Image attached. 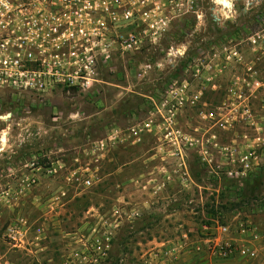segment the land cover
<instances>
[{
    "label": "rangeland",
    "instance_id": "374dc122",
    "mask_svg": "<svg viewBox=\"0 0 264 264\" xmlns=\"http://www.w3.org/2000/svg\"><path fill=\"white\" fill-rule=\"evenodd\" d=\"M151 1L170 17L166 32L99 66L89 91L56 90L43 98L0 93V264H160L169 247L176 248L171 264H264V172L240 182L212 178L191 145L197 127L204 150L211 148L203 136L208 121L197 115L220 107L224 90L194 110L174 107L167 137L162 117L170 108L161 106L166 98L174 103L177 96L167 94L190 81L193 66L226 47L223 38L245 34V60L257 70L250 72L249 102L254 113L259 109L264 73L246 38L264 32V0H245V9L234 0ZM170 49L175 56L168 58ZM131 129L137 134L130 139ZM212 155L220 167L223 156ZM134 160L138 165H127ZM88 166L93 185L83 189ZM140 172L150 176L139 179ZM162 208H179L184 223ZM203 225L228 227L223 238H242L255 256L213 254L201 241ZM103 234L97 254L91 247Z\"/></svg>",
    "mask_w": 264,
    "mask_h": 264
},
{
    "label": "built area",
    "instance_id": "2783aa9c",
    "mask_svg": "<svg viewBox=\"0 0 264 264\" xmlns=\"http://www.w3.org/2000/svg\"><path fill=\"white\" fill-rule=\"evenodd\" d=\"M234 1H243L245 9V0ZM229 5L232 7L233 3ZM153 9H159L158 16H152ZM169 23L167 13L158 6L153 7L151 0H0V93L43 98L56 90L89 91L97 83L99 66L109 67L118 52L122 55L138 52L144 41L155 43ZM246 40L250 42L247 46L255 51L253 59L258 71L264 73V32L249 34ZM228 48H216L218 51H214L208 61L193 66V82L175 84V92L167 95L175 94L176 100L172 104L169 98L162 102V107L170 108L162 119L167 126L164 136L167 137L170 124L175 121L174 107L180 113L194 110L208 95L215 96L223 89L221 106L197 115L208 121L203 136L207 137L205 141L211 148L204 150V137L200 138L197 127L193 129L194 144L191 145L208 166L212 178L240 182L264 172V82L260 87L259 109L254 113L247 85L250 72L257 71L256 66L249 67L238 50ZM173 51L170 49L166 56H175ZM176 54L183 55L178 50ZM218 73H223L220 78L229 73L227 81L222 83ZM213 103L214 98L210 100V104ZM131 133L130 139L137 134L133 129ZM215 150L224 158L220 167H215L212 155ZM100 151L101 155L106 151L103 144ZM88 168L86 171L91 175L83 180V189L93 185L91 176L94 174ZM200 229L201 241L220 258L255 256L253 246H245L242 238L238 242L223 238L230 233L228 227L203 225ZM240 232L245 234V228ZM9 237L15 240L11 232ZM99 238L91 247L97 254L103 253L102 241L107 239L104 234ZM183 238L187 239L186 235ZM234 242L237 248L233 247ZM191 249L200 252L199 246ZM174 252L175 247L161 250L160 264H171Z\"/></svg>",
    "mask_w": 264,
    "mask_h": 264
},
{
    "label": "flooded vegetation",
    "instance_id": "af4514ba",
    "mask_svg": "<svg viewBox=\"0 0 264 264\" xmlns=\"http://www.w3.org/2000/svg\"><path fill=\"white\" fill-rule=\"evenodd\" d=\"M230 37H232V36H230ZM223 40H225V42L227 43L226 47L234 48V49L238 50L242 54L243 59L245 60V34L236 35V37H232V39H229V37H227L226 39L223 38ZM244 60H243V62H244ZM192 78H193V76L191 77L190 81L193 80ZM190 81H189V79L188 80L182 79L179 83H177V86H182L184 82L189 83ZM101 156H103V155H101Z\"/></svg>",
    "mask_w": 264,
    "mask_h": 264
},
{
    "label": "crops",
    "instance_id": "0c3cea01",
    "mask_svg": "<svg viewBox=\"0 0 264 264\" xmlns=\"http://www.w3.org/2000/svg\"><path fill=\"white\" fill-rule=\"evenodd\" d=\"M135 162H136V161L134 160V161H132V162H129L127 165H128V166L138 165V163H135ZM133 163H134V164H133ZM141 165H142V164H141ZM141 165H140L139 168H142ZM145 168H146V167H145ZM144 171H147V170H144ZM138 175H139V179H142V178H144V177H146V176H150L149 174H145V172H143V173L140 172ZM150 203H151V199H150ZM163 208H164V207H163ZM163 208L161 209L160 213H161V212H162V213H169L167 217H171V216H173V215H170V213H175V214H174V217L176 218V222H179V223H181V224L184 223V219L180 218L181 215H179V212H178V209H179V208H176L175 210H170V211H165ZM149 213H154V212L151 211V212H149Z\"/></svg>",
    "mask_w": 264,
    "mask_h": 264
},
{
    "label": "bare ground",
    "instance_id": "6f19581e",
    "mask_svg": "<svg viewBox=\"0 0 264 264\" xmlns=\"http://www.w3.org/2000/svg\"><path fill=\"white\" fill-rule=\"evenodd\" d=\"M224 4L227 5V6H229V4H227L225 1H224Z\"/></svg>",
    "mask_w": 264,
    "mask_h": 264
}]
</instances>
